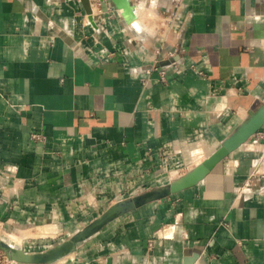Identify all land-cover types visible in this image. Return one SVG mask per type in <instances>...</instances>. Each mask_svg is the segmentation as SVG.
<instances>
[{"label":"crops","instance_id":"0c3cea01","mask_svg":"<svg viewBox=\"0 0 264 264\" xmlns=\"http://www.w3.org/2000/svg\"><path fill=\"white\" fill-rule=\"evenodd\" d=\"M174 1L129 0L175 13L157 36L107 0H0L1 239L72 237L185 175L264 102V0ZM263 154L264 126L42 264H264Z\"/></svg>","mask_w":264,"mask_h":264},{"label":"water","instance_id":"95a60500","mask_svg":"<svg viewBox=\"0 0 264 264\" xmlns=\"http://www.w3.org/2000/svg\"><path fill=\"white\" fill-rule=\"evenodd\" d=\"M107 1L114 3L118 8L120 6L118 0ZM125 3L128 6H131L129 0H125ZM263 126L264 102L248 117L243 119L241 123L227 137L222 140L221 144L211 154H209L206 159H204L192 170L176 179L169 185L112 205L91 223L86 225L81 230L77 231L72 237L48 248L47 250L29 253L23 251L21 248L17 249L16 246L11 245L1 238L0 248L6 250L9 254L11 252L12 255L10 254V256L14 260L23 263L42 264L53 262L73 251L80 242L90 237L113 218L149 200L162 198L171 193L181 191L187 187L197 184L220 160H222L232 151L239 148L251 136L260 131Z\"/></svg>","mask_w":264,"mask_h":264},{"label":"rangeland","instance_id":"374dc122","mask_svg":"<svg viewBox=\"0 0 264 264\" xmlns=\"http://www.w3.org/2000/svg\"><path fill=\"white\" fill-rule=\"evenodd\" d=\"M93 3L95 4H99V0H93ZM100 5H98L97 8H99ZM139 7V6H138ZM140 8V11L143 12L145 14V21L147 22L146 24L149 25L148 27L150 28V25L152 26L153 28V31H148L147 33H149L150 35H157V36H160V34H164L166 29H167V20L164 19L166 14H162V15H157L154 10L147 6V7H139ZM119 9V8H118ZM99 11V10H98ZM118 12H120L121 14V11L119 10ZM151 15V16H150ZM149 16V17H148ZM136 19V18H135ZM131 24V22L129 23ZM158 25V26H157ZM135 33V32H133ZM146 33V32H145ZM136 34V33H135ZM209 154H211L209 152ZM41 233V232H40ZM3 235H4V240L11 243V245H14L15 243L12 240V237L13 235H9L7 232H3ZM14 246H19V245H14ZM23 251H26L24 247H20ZM26 252H29V253H33L35 251H26ZM16 262V264H19V263H23V262H20V261H17V260H14Z\"/></svg>","mask_w":264,"mask_h":264},{"label":"built area","instance_id":"2783aa9c","mask_svg":"<svg viewBox=\"0 0 264 264\" xmlns=\"http://www.w3.org/2000/svg\"><path fill=\"white\" fill-rule=\"evenodd\" d=\"M102 1H105V0H102ZM100 3H101V0H100L99 4ZM174 4H175L176 9H180L184 5V0H175ZM160 14H161V12H160ZM163 14H166L164 19H166L168 23L171 21V18H173L175 15V13H173V12H170V13L164 12ZM168 23H167V26H168ZM169 27H171V26H169ZM152 67H154L155 69H159L161 79L164 80L165 76L167 74V69L158 66V59L154 60V64ZM148 71H150V70H148ZM34 136L36 137V135H34ZM261 165H262V171L260 173H262V176H264V154L261 157ZM256 173H257V171L252 176L251 181L255 178L254 176H256ZM248 188L249 187L247 185H243V186H241L240 191L244 192ZM0 264H16V262L14 261V259L10 256V254L6 250L0 248Z\"/></svg>","mask_w":264,"mask_h":264},{"label":"bare ground","instance_id":"6f19581e","mask_svg":"<svg viewBox=\"0 0 264 264\" xmlns=\"http://www.w3.org/2000/svg\"><path fill=\"white\" fill-rule=\"evenodd\" d=\"M119 1V9L120 11L125 15V18L127 19L128 23L131 22V26L135 27L139 34L145 33V31H153L152 26L150 25V28L148 27L149 25H147L146 21H145V14L143 12L140 11V6L139 7H132L130 9V6H128L125 3V0H118ZM118 9V11H119ZM138 16L140 18V23L139 21H137L135 19V17ZM151 16V15H150ZM149 17V16H148ZM141 26V27H140ZM158 26V25H157ZM17 249H20V247L16 246ZM10 254L12 255V253L10 252Z\"/></svg>","mask_w":264,"mask_h":264}]
</instances>
